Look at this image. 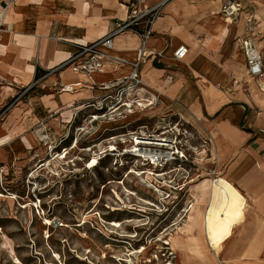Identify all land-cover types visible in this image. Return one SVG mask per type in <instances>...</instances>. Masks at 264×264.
<instances>
[{
  "label": "rangeland",
  "instance_id": "rangeland-1",
  "mask_svg": "<svg viewBox=\"0 0 264 264\" xmlns=\"http://www.w3.org/2000/svg\"><path fill=\"white\" fill-rule=\"evenodd\" d=\"M121 6L128 9L119 20H113L114 24L124 21L131 12L128 3L117 0V7ZM218 11L208 20L210 29L203 33L204 42L196 48V57L195 53L189 54L178 64L171 56L170 62H163V53L160 59L151 62L149 67L173 73L165 77L169 83L155 76L152 78L155 85L143 89L145 99L155 98L146 109L137 106L140 93L137 90L141 88H131L133 85L127 79L138 61V71L145 64L148 66V57H138L136 53L134 60L128 62L113 59L115 54L106 50L102 51V59L99 54L84 53L70 58L64 66L65 69L91 66L78 72L90 78L96 74H116L117 78L105 84L83 83L89 90L64 92L70 98L64 96L62 116L59 117L61 112L52 113L38 125L26 121L30 118L28 108L20 101L31 98L30 86L24 92L18 90L4 104L0 122L9 112L19 109L16 121L25 124L20 127L21 138L29 142L24 145L25 153L11 150L0 153V193L6 197L0 199V264H190L188 252L182 248L187 242L184 237L197 243L203 241V215L209 202L206 184L220 178L214 169L217 164L211 159L213 153H222L223 148L220 141L211 139L210 133L216 131L222 117V101L236 99L235 87L249 94L244 62L236 44V37L239 39L236 33L241 30L240 37L244 38L245 27L220 23ZM250 11L243 14L244 25L246 16H253ZM162 16L163 11L158 18ZM181 20L193 19L187 15ZM143 22L140 19L135 27L140 33L145 26ZM121 34L138 38V52L139 35L134 31ZM256 44L263 52L258 39ZM126 68L129 69L124 72ZM146 70L147 67L145 75ZM79 73L70 70L61 89L80 77ZM140 74L143 79L144 74ZM158 81H162L163 88ZM73 94H80V98L71 101ZM61 95H53V99L58 100ZM176 114H182V118ZM58 117L60 136L54 134L51 124ZM149 136L164 140V146L142 144ZM36 140L37 147L32 148ZM76 140L77 149L66 153L64 160L36 172L52 154L63 157L65 153L59 152ZM50 143L57 146L58 153L49 152ZM130 150L161 151L173 160L163 161L158 167H146L143 158L134 157ZM145 169L165 176L158 178V183L147 181ZM34 172L35 178L29 180ZM152 186L158 187L160 193H155ZM9 195L18 197L17 202L10 200ZM188 203L194 205L189 213ZM112 222L128 223L113 228ZM170 239L181 245L179 256L164 245ZM142 247L147 249L145 254L129 255ZM220 251L209 248V252H216L221 264H236L226 261L236 262V254L225 258Z\"/></svg>",
  "mask_w": 264,
  "mask_h": 264
},
{
  "label": "crops",
  "instance_id": "crops-1",
  "mask_svg": "<svg viewBox=\"0 0 264 264\" xmlns=\"http://www.w3.org/2000/svg\"><path fill=\"white\" fill-rule=\"evenodd\" d=\"M7 1L9 5L4 13L2 12L4 3L0 2V24L3 30L0 34V43L6 38L12 49L7 50L3 46L4 50L0 51V109L18 93V90L24 92L30 86L31 98L20 103L28 108L27 114L30 118H26V121L38 125L43 117L60 113L65 109L63 102L67 94H64L65 91L61 88L64 87L66 75L70 70L65 69L64 64L76 55L80 46L94 43L110 33L116 25L113 20H119L117 18L123 17L125 13L117 7V0ZM135 1L123 0L126 4ZM160 1L162 0H143L139 8L144 10ZM221 1L170 0L163 6L160 13L162 14L163 11V16L152 23V36L146 43V57L150 63L139 70L144 74L142 80H145L149 87H153L152 78L155 76L165 81V77L173 73L167 69L157 70L149 67L151 62L157 58L160 59L163 53H165L163 62H170V56L172 59L173 52L181 46L188 50L184 61L189 54L194 55L196 48L204 42L201 38L203 33L210 29L208 20L212 19L213 14H217V10L221 17V5L227 0ZM240 2L244 8L243 14L251 10L254 18V32L264 50V0H240ZM219 3L220 6H218ZM244 5L250 10H246ZM124 7L127 10L126 6ZM187 15L193 20H181ZM69 25L75 27L72 30L75 33H69ZM242 26H244L243 19L236 28ZM5 32L8 34L7 37L4 35ZM237 35H241V30L236 33ZM118 36L113 38L116 50L111 54H115L114 56L118 59L133 61L140 46L138 38ZM257 39L255 38V41ZM47 40L55 41L59 49L45 59L48 67L43 69L39 59L42 44ZM128 44L129 51H125ZM258 49L260 50L259 46ZM261 54L264 63V51ZM17 56H21V60L30 69L28 83H24V76L20 71L13 69ZM195 56H197L196 53ZM145 67H147L146 75L143 72ZM37 70L44 72L45 75L36 81ZM244 70L246 73L245 62ZM227 77L231 81L229 74ZM115 78H117L116 74H96L92 76V81L96 84H105L103 82ZM77 80L82 81L80 77L73 81ZM162 81L157 82L161 88H163ZM165 82L169 83L168 80ZM259 84L264 87V79H260ZM239 89L240 87H235L234 101L230 102L229 99L222 101V117L219 118L216 131L210 133L211 139L214 142L220 141L223 148L222 153H213L217 159L215 172L219 173V179L237 191L240 201L239 220L231 227L229 235L223 237L219 249H221V256L225 258L230 254L237 255L236 262L226 260L227 263L264 264V101H253V104L248 105L244 102L245 94ZM88 90H81V92H88ZM258 90L257 83L254 84V88L249 86L247 96H251ZM59 94L62 95L58 100L53 99V95ZM79 96L80 94H73L70 100L75 101L80 98ZM18 110L9 112L0 122V153H7L8 150L13 153L26 151L24 145L29 140L21 138L20 127L24 123L16 121V116L19 115ZM62 114L61 112L59 117Z\"/></svg>",
  "mask_w": 264,
  "mask_h": 264
},
{
  "label": "bare ground",
  "instance_id": "bare-ground-1",
  "mask_svg": "<svg viewBox=\"0 0 264 264\" xmlns=\"http://www.w3.org/2000/svg\"><path fill=\"white\" fill-rule=\"evenodd\" d=\"M66 1H74V0H66ZM64 4H66V3H64ZM241 8H242V6H241ZM119 9L123 13H125V7L122 6ZM158 20H160V19H157V21ZM218 20L220 21V23H224V24L229 23L235 27V25L230 23V21L228 19L219 17ZM68 28L70 29L69 33H75V31L74 32L72 31L75 29V27L69 25ZM4 35L6 37L8 36V34L6 32ZM127 36H131V35L121 34L118 37L121 38V37H127ZM236 38H237L236 43L239 46V44L241 43V41L244 38H242L240 36H239V39H238V37H236ZM10 45L11 44L8 42V40L6 38L3 39L2 42L0 43V51L4 50V47L7 50H11L12 47ZM129 47H130V45L128 44L125 51H129V49H128ZM58 49H59V45H57L55 43V41H51V40L44 41V43L42 44V47H41V56L39 59V63L43 69H46L48 67L47 66L48 64H47L45 59H47L48 56L55 53ZM115 50H116V45H112L111 48H108V51H110V52L115 51ZM239 53H240V50H239ZM101 55H104V54H101ZM100 59H102V57H100ZM113 59H118V58L115 57ZM241 59H243V58L241 57ZM13 69L16 71H20L22 73V75L24 76V78H23L24 83L29 82L30 69L26 65V63L21 60V56H17L16 62L13 66ZM79 69L81 70L82 68H77L75 66L69 67V70H71V72H75V73H79L78 72ZM79 74H80V78L82 81L77 80V81H73L72 84H68L64 89L65 92L70 93L71 91H75V89L86 88L83 86V83L89 84V85H96V83H93L92 78H90L89 75H84L82 73H79ZM246 77H247V83L249 84V86H251V88L252 87L254 88V84H256V82H253L247 76V74H246ZM215 88L219 89V88H217V86H215ZM262 88H263V91L259 89L256 93L255 92L252 93L251 96L244 95V102L248 105H251V104H253V101H264V87H262ZM143 89L144 88L137 90V92H140L139 93V100L137 101L138 102L137 106L140 108L146 109V108L153 105L155 98L153 96H151V98L145 99L142 96V93L145 92ZM67 95H69V94H67ZM59 103L60 102L58 101V104ZM75 105L77 106L78 103H76ZM77 109H79V111L83 110L80 107H78ZM180 110H181V107H180ZM182 111L185 112V110H183V108H182ZM176 115H180L182 118V114H176ZM51 124L53 125V128L55 130L54 134L60 136L61 135V133L59 131L60 118L58 117L57 119L52 120ZM145 139L147 140V142H143L142 144L153 145L155 147H163L164 146V144L162 143L164 140H162V139L161 140L160 139H154L153 136H149V138H145ZM135 143L140 144V142H135ZM32 146H33L32 148L37 147V140L32 144ZM48 149H49L50 153H58L55 151L57 149V146L53 145V143H50ZM74 149H77V140L74 142V144L71 143V147L65 148L62 152H59V153H65V155L63 157L59 158V156H57L56 154H54V155L52 154L50 160L47 163L45 161L43 164H41L39 167H37L36 172H38L39 170H42V169H46L49 166V164L57 163V162L64 160L66 157V153H70ZM111 150H112V148H111ZM128 152L132 153L134 157L143 158L144 165L146 167H150V166L158 167L159 163H161L163 161L167 162V161L173 160V158L172 157L170 158L167 153H164L161 151L130 150ZM180 157L182 158L183 155H181ZM43 159H44V157H43ZM211 162L214 165L217 164V159L215 157V154H213ZM92 164H95V160L92 161ZM36 172H34L30 175L29 180L35 178ZM143 175L146 177L147 181L151 179V180L155 181L156 183H158V181H157L158 178L165 176V174H155L150 169H145L143 171ZM29 184L31 185V183H29ZM159 185H162V184L159 183ZM206 187L209 190V202H208V208L205 209V212L203 215V227H204L203 228V234L204 235H203V239H202L203 241L201 243H197V241L194 242L192 239L184 237L185 241H187V242L185 244H182V248L186 249L185 252H188L187 255L189 256L188 260H190V264H221L219 259L216 257L217 256L216 252L219 250V245H220L223 237L226 235H229L231 227L239 220V217H240L239 194L237 193V191L234 188H232L230 185H228L225 181H223L221 179L209 180V182L206 184ZM152 188L154 189L155 193H160V191L158 190V187L152 186ZM9 197H10V200H13L14 202L15 201L17 202V200H18V197H16V196L9 195ZM2 198H6V197H4V195H2L0 193V199H2ZM190 204L191 203H188L187 209L190 206ZM147 205H150V203H147ZM193 207H194V205L191 204L187 213H189L193 209ZM124 223H128V222H123V223L112 222L110 224V226L113 228H119ZM44 224L49 225V222L45 221ZM164 245L170 246L171 250L173 251V254H177L179 256V252H178L179 250L178 249H181V245L177 241H175L174 239H172V240L170 239L168 242H165ZM209 248L212 249L213 251H216V252H213V253L209 252ZM146 250H147L146 248L142 247L140 249V251H132L129 255L130 256L142 255V254H145ZM194 259H196V263H194ZM119 261L121 262L122 260L119 259ZM60 264H62V263H60Z\"/></svg>",
  "mask_w": 264,
  "mask_h": 264
},
{
  "label": "built area",
  "instance_id": "built-area-1",
  "mask_svg": "<svg viewBox=\"0 0 264 264\" xmlns=\"http://www.w3.org/2000/svg\"><path fill=\"white\" fill-rule=\"evenodd\" d=\"M143 0H136L133 3H129L131 12L128 14L127 18L124 21H120L114 27V29L108 33L105 37L99 39L98 41L91 43L87 46H80L75 55L72 58H78L84 53H94L99 54V57H103L104 54L102 51H108V48H111L113 45V38L118 36L120 33L124 31H134L137 33L141 39V48L138 51V57L144 58L146 56V43L148 39L151 38V25L158 18L161 13V9L163 6L168 3L170 0H162L158 4L153 5L144 10H140L139 4L142 3ZM3 4L2 12H5L6 7L9 5L7 0H0ZM240 0H227L225 1L220 8V16L222 18L228 19L230 23L235 26L240 25L243 19V9L241 8ZM128 9V8H127ZM248 18V19H247ZM140 19H144L145 26L143 28L142 33H140L135 27L139 25L138 21ZM245 37L241 41L239 45L240 53L242 54L247 76L253 81L256 82L259 89L263 91L262 86L259 84L260 79H264V63L261 51L258 49V46L255 41L256 33L254 32V18L253 16H246L245 21ZM2 24H0V34L2 33ZM188 54V50L186 47L181 46L177 48L172 55V60L176 63L184 61ZM141 60V58H140ZM69 61H67L64 65H67ZM139 62L133 65V69L128 77V82L130 83L131 88L135 89L137 87L148 89L149 86L146 85L141 79V74L138 71ZM91 69V66H89ZM87 66H82L83 70H88ZM262 133V131L260 132Z\"/></svg>",
  "mask_w": 264,
  "mask_h": 264
},
{
  "label": "trees",
  "instance_id": "trees-1",
  "mask_svg": "<svg viewBox=\"0 0 264 264\" xmlns=\"http://www.w3.org/2000/svg\"><path fill=\"white\" fill-rule=\"evenodd\" d=\"M44 75H45L44 72L37 70L36 75H35V80L37 81L39 78H41Z\"/></svg>",
  "mask_w": 264,
  "mask_h": 264
}]
</instances>
